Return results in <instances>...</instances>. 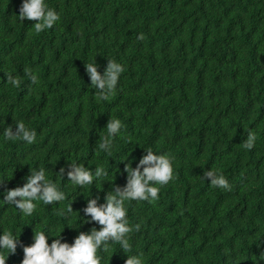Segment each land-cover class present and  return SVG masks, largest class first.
Returning a JSON list of instances; mask_svg holds the SVG:
<instances>
[{
	"label": "trees",
	"instance_id": "16d2710c",
	"mask_svg": "<svg viewBox=\"0 0 264 264\" xmlns=\"http://www.w3.org/2000/svg\"><path fill=\"white\" fill-rule=\"evenodd\" d=\"M22 3L0 0V236L18 240L15 254L0 249L6 264H22L36 232L71 245L100 230L83 211L88 200L104 204L126 186L125 165L135 168L147 149L170 158L173 178L152 185L154 201H124L132 250L109 241L101 264H264V0H44L60 19L40 33L37 21H21ZM108 60L124 71L98 101L85 64L103 75ZM109 119L122 124L111 156L99 149ZM19 121L34 143L5 138ZM71 162L108 175L74 185ZM41 168L66 198L34 200L25 216L5 196ZM208 170L231 190L211 186Z\"/></svg>",
	"mask_w": 264,
	"mask_h": 264
},
{
	"label": "clouds",
	"instance_id": "9594fccd",
	"mask_svg": "<svg viewBox=\"0 0 264 264\" xmlns=\"http://www.w3.org/2000/svg\"><path fill=\"white\" fill-rule=\"evenodd\" d=\"M21 21L25 19L37 21L34 24L36 33L45 29H50L60 19L59 15L48 9L44 0H23L19 10ZM143 34L137 39L143 40ZM86 71L90 77L91 85L97 89V100L109 99L116 90L120 74L124 68L117 62L108 60L107 68L103 75L97 70L95 62L85 64ZM33 83L37 82V77L33 75L30 69H25ZM7 81L14 87L19 88L21 81L18 78L7 76ZM122 127L119 119H109L106 125L107 137H102L99 143V149L106 151L111 156V137L120 132ZM4 136L7 140H24L31 144L35 142L36 133L25 126L22 121L16 123L15 132L12 127L4 130ZM256 137L249 133L243 147L250 150L254 147ZM141 168L143 169L141 171ZM127 184L123 188L115 186L112 192L105 196L106 203H97L98 198L88 200L84 208L86 216L91 221L101 225L100 230L93 228L90 233L81 232L74 241V244L61 243L59 238L54 239L51 245L48 244V237L44 232L34 233V243L23 247L24 258L22 264H101L100 257L97 256L99 249L108 251V242L119 243L124 252H131V245L127 236L133 231L128 225L127 211L124 207L126 200H156L159 189L153 184L164 185L173 178V167L171 160L166 155H156L151 149H147L139 164L133 168L131 164H126ZM65 169L61 168L59 174L64 175ZM107 171L98 166L95 173L88 170L83 165L71 162L67 177L74 185L87 186L93 183L94 177L97 179L106 177ZM210 181L211 186L219 187L225 190H231L228 180L222 175H218L214 170H208L203 176ZM2 183V182H0ZM65 194L58 190L57 186L45 178V171L41 168L39 171H32L27 177V182L22 187H16L7 191L5 202L14 205L25 216H31L36 209L34 200H42L44 204L50 205L65 199ZM71 206L67 209L71 212ZM63 215V212H60ZM140 225H135V230L139 231ZM18 240L10 232L3 233L0 236V249L7 250L15 254ZM0 264H6V257L0 254ZM125 264H142V260L137 256H128Z\"/></svg>",
	"mask_w": 264,
	"mask_h": 264
}]
</instances>
